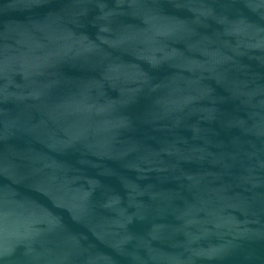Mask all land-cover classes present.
Here are the masks:
<instances>
[{"label":"water","instance_id":"water-1","mask_svg":"<svg viewBox=\"0 0 264 264\" xmlns=\"http://www.w3.org/2000/svg\"><path fill=\"white\" fill-rule=\"evenodd\" d=\"M0 264H264V0H0Z\"/></svg>","mask_w":264,"mask_h":264}]
</instances>
